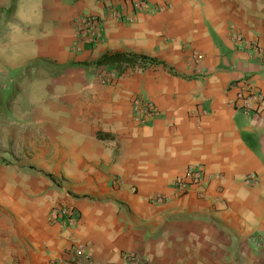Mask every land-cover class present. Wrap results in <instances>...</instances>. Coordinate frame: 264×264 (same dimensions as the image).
<instances>
[{"label":"crops","instance_id":"0c3cea01","mask_svg":"<svg viewBox=\"0 0 264 264\" xmlns=\"http://www.w3.org/2000/svg\"><path fill=\"white\" fill-rule=\"evenodd\" d=\"M135 1L0 0V66L12 79L0 76L15 86L0 264H51L71 239L93 264H124L128 252L144 264H264V110L235 106L241 82L264 95V59L229 38L264 48V0H145L167 7L154 14ZM119 8L131 22L107 16ZM86 15L102 18L103 41L75 52L74 22ZM114 54L134 60L98 63ZM136 99L156 109L143 126ZM188 167L220 177L206 199L176 195ZM63 206L78 217L73 229L50 223Z\"/></svg>","mask_w":264,"mask_h":264},{"label":"built area","instance_id":"2783aa9c","mask_svg":"<svg viewBox=\"0 0 264 264\" xmlns=\"http://www.w3.org/2000/svg\"><path fill=\"white\" fill-rule=\"evenodd\" d=\"M133 9L138 13L154 14L162 12L167 7L149 8L145 0H136ZM169 8V7H168ZM122 9L109 10L107 16L114 21L131 22L132 18L123 14ZM230 41L237 48L249 49L259 60L264 59V48L258 45L256 41L246 40L240 33L231 32ZM103 41L102 36V18L94 15H86L78 18L74 22V38L72 50L81 51L85 45H93ZM198 60L200 56L196 57ZM115 78L113 72L98 75L99 82L102 84L112 83ZM238 93L236 95L235 106L244 115H258L264 110V95L254 90L246 81L241 82L237 86ZM155 106L149 101L134 100L132 104V119L138 125H145L155 117ZM219 176H211L206 178L204 173L198 168L188 167L181 176L176 179L173 188L176 195H183L192 191L195 197L206 199L208 193L205 191L206 185L212 181H219ZM256 180L255 175L251 174L244 179V183L251 184ZM168 198L164 196H156L152 201L156 203L165 202ZM50 223H60L64 228H75L78 225V217L70 207L63 206L58 210H54L50 216ZM71 247L68 257L53 258L51 264H93L91 255L86 248L71 239ZM124 264H144L142 257L135 253L128 252L123 254Z\"/></svg>","mask_w":264,"mask_h":264},{"label":"rangeland","instance_id":"374dc122","mask_svg":"<svg viewBox=\"0 0 264 264\" xmlns=\"http://www.w3.org/2000/svg\"><path fill=\"white\" fill-rule=\"evenodd\" d=\"M1 68L8 73L6 77L12 79V74L9 69L4 65L0 66V70ZM14 89L15 86L10 85L8 81L2 80L0 76V159L4 156L2 152L9 148L10 100Z\"/></svg>","mask_w":264,"mask_h":264},{"label":"trees","instance_id":"16d2710c","mask_svg":"<svg viewBox=\"0 0 264 264\" xmlns=\"http://www.w3.org/2000/svg\"><path fill=\"white\" fill-rule=\"evenodd\" d=\"M134 60V56L126 54H114L109 56H103L98 63L109 65L120 69V64L131 63Z\"/></svg>","mask_w":264,"mask_h":264}]
</instances>
